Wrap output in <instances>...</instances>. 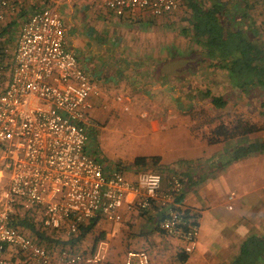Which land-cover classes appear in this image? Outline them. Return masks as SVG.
<instances>
[{"label":"crops","instance_id":"crops-1","mask_svg":"<svg viewBox=\"0 0 264 264\" xmlns=\"http://www.w3.org/2000/svg\"><path fill=\"white\" fill-rule=\"evenodd\" d=\"M222 2L232 12L233 25L253 31L264 41V0ZM49 4L63 18L67 49L77 54L101 93L92 98L89 116L96 126L88 127L90 154L101 159L108 142L123 145L118 157L124 163L120 165L127 166L129 179L148 169L135 165L136 157H155L156 164L149 166L163 175V188L173 174L182 179L175 207L199 227L197 247L180 262L176 255L182 241L159 228L164 207L124 211L121 222L100 218L95 228L104 230L110 245L106 264H124L131 249L147 251L151 264H172L170 258L174 264H226L246 237L263 235L264 153L232 159L238 139H209L219 119L205 123L198 120L200 115L191 117L201 103L210 112L220 110L203 93L209 90L217 95L210 87L221 80L210 73L202 49L191 38L189 9L185 6L187 25H183L177 12L156 17L133 11L116 16L97 0H50ZM42 5L38 0H8L0 21V48L8 52L16 44L22 22ZM8 76L6 71L0 86ZM231 110H237L233 104ZM252 137H264V130ZM230 193L234 194L231 200ZM36 228L49 230L38 224ZM45 241L40 243L50 252L52 264H64Z\"/></svg>","mask_w":264,"mask_h":264},{"label":"built area","instance_id":"built-area-1","mask_svg":"<svg viewBox=\"0 0 264 264\" xmlns=\"http://www.w3.org/2000/svg\"><path fill=\"white\" fill-rule=\"evenodd\" d=\"M38 1L44 5L22 22L9 69L7 51L0 53V78L9 71L0 86V264H52L50 252L13 225L21 212L42 228L69 236L91 218L121 222L124 211L160 205L165 209L161 231L181 240L183 252H192L199 227L175 207L183 189L179 176L166 178L163 188L158 171L139 170L129 179L124 167L107 170L86 152L92 98L101 93L77 54L67 49L58 9L50 0ZM97 1L116 16L143 11L156 17L175 12L180 3ZM7 6L8 0H0V21ZM109 247L108 240L100 239L88 255L62 249L59 259L64 264H105ZM124 264L151 262L147 251L131 249Z\"/></svg>","mask_w":264,"mask_h":264},{"label":"trees","instance_id":"trees-1","mask_svg":"<svg viewBox=\"0 0 264 264\" xmlns=\"http://www.w3.org/2000/svg\"><path fill=\"white\" fill-rule=\"evenodd\" d=\"M180 1L189 9L188 22L191 38L202 49L201 55L204 61H208L206 67L210 70V73L221 76L227 81V84L234 92H239L243 95H257L260 102L259 106L262 108L261 112L263 113L264 41L253 31L233 25L231 20L232 12H230L222 0H213L211 3H206L204 0ZM239 14L240 16L243 15L242 12ZM0 53L5 54L2 48H0ZM7 57L6 61L9 69L11 66V56L7 55ZM203 94L210 99L211 105L215 109L223 110L227 107L228 101L222 95L211 94L209 90H206ZM191 114L192 119H194V117H198L204 114V112L200 110L197 113ZM215 119L216 117H212L210 120L213 121ZM263 130L264 122L251 121L243 115H236L231 121L219 119V122L214 124L213 128L209 131V139L211 142L221 139H238L239 142L232 150L231 157L232 159H241L253 154L264 153V137L249 138L250 135ZM88 143L86 145V152L90 154L87 147ZM99 161L101 162V160ZM134 164L146 168L149 165H155L156 158L136 157ZM100 218L102 217H94L80 223L75 233L66 236L67 240L63 242L65 248H68L70 251L73 248L78 249L77 245L81 246L82 241L88 235H90L91 241L94 243L104 238L103 229L96 233L95 227ZM12 223L16 228L29 233L32 238L37 241L39 240V242L44 239L47 242L51 241L43 234V231L41 232L36 228L37 223L29 215L27 217L25 214H17ZM81 254L85 253L81 252ZM186 256L187 254L180 249L176 255V259L184 262ZM263 263L264 234H252L241 242L238 254L226 264Z\"/></svg>","mask_w":264,"mask_h":264},{"label":"rangeland","instance_id":"rangeland-1","mask_svg":"<svg viewBox=\"0 0 264 264\" xmlns=\"http://www.w3.org/2000/svg\"><path fill=\"white\" fill-rule=\"evenodd\" d=\"M207 0H205L206 2ZM180 6L179 8L173 12L174 13H178L177 16L178 18H180L179 22H183V25H187L185 20L187 18L186 14H187V10L184 4H182V2L180 1ZM14 44H12V48L7 52L8 54L12 55L14 52ZM8 72V71H7ZM217 79L221 80L219 81L218 85H215L214 87H210L211 91L217 95H222V97H225L228 101V105L225 109L223 110H218L215 111L214 109H210V111H208L205 107V105H203L202 103L199 104V106H195L194 107V111L193 113H197L200 110H204L206 111L204 114L200 115V117L198 118L201 119L202 122H211L212 120H210L212 117H219V119H221L222 121H231L232 119H234V116L236 115H243L245 116L247 119L249 120H255L256 122H264V111L263 113L262 108L259 106L260 102L258 100V96L257 95H243L242 93L239 92H234V90L231 89V87L227 84V81L224 80L221 76H217ZM239 97V99H238ZM264 98V94L262 96ZM224 98V99H225ZM236 107L237 110H231V106ZM197 107H199V110H196ZM95 123L93 121H90L89 126H94ZM88 126V127H89ZM96 126V125H95ZM261 134V132L255 133L254 135H258ZM104 152H105V157H101V162L104 165V167H116V166H120V167H124L122 165H124V163H122L118 157V152L122 151L124 149L123 145L121 144H113L112 143H107L104 147H102ZM108 148V150H106ZM110 148L112 149V152H110ZM123 153V152H122ZM115 155V156H114ZM118 158H117V157ZM98 159V158H97ZM122 164V165H120ZM126 166V165H125ZM127 167V166H126ZM126 167H124L126 169ZM148 168V169H147ZM151 166L146 167L144 169L147 170H151ZM100 229H96V233H98ZM61 232V233H60ZM43 234L49 238V242L45 241L47 244V247H49L48 249L51 251V249L55 252H60L63 248L64 249H68L65 248V246L63 245V242L67 240V237L65 235V233L63 231H59V232H54L51 230L48 231H43ZM105 238V237H104ZM101 238V239H104ZM92 238L90 237V235H88L81 243V246L77 245L78 249H71L73 253H77L80 254L85 253L84 255H88L90 254L92 248L94 249L96 243L100 240H98L96 243L91 241ZM55 242V243H53ZM43 245V243H41ZM44 246V245H43ZM173 257V256H172ZM169 261V259H168ZM170 262L172 264H174V260L173 258H170Z\"/></svg>","mask_w":264,"mask_h":264}]
</instances>
